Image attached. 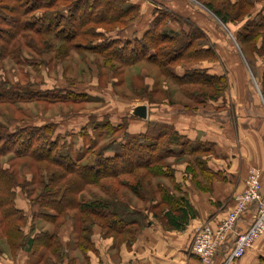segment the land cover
<instances>
[{"label":"trees","instance_id":"16d2710c","mask_svg":"<svg viewBox=\"0 0 264 264\" xmlns=\"http://www.w3.org/2000/svg\"><path fill=\"white\" fill-rule=\"evenodd\" d=\"M202 5L222 25L236 21L249 10L248 3L232 0H203ZM138 11L139 8L127 0H0V63L7 58L20 64L26 62L21 53L23 48L41 55V45L50 48L49 43L54 40L61 45L57 50L60 56L70 50H81L99 56L104 66L152 64L163 76L180 85L211 86L226 81L225 75L209 76L200 70L175 75L173 69L178 62L191 64L206 60L216 62L217 59L210 47L204 50L206 36L191 23L181 21L187 29L186 34L181 32L175 36L164 32L168 22L178 20L167 11L157 13L142 37H116L134 21ZM263 27L264 17L258 21L248 20L238 37L245 39L241 41L261 39ZM66 90L36 89L25 97L21 89L4 82L0 83V106L23 100L79 104L86 97ZM87 123L85 127L88 126L92 133L97 132V136H112L95 155V152L72 154L68 151L69 135L55 134L53 123L13 131H9V125L0 123V221L12 229L8 230V243L14 252L28 246L32 254L43 251L55 255L59 247L55 233L42 231L32 239L33 228L27 234L24 232L28 218L17 209L14 196L15 189L23 188L9 168L1 165V159L10 155L29 159L38 169L50 172L49 182L43 185L40 193V203L35 202L38 211L32 220L55 224L57 220L69 219V211H75L76 217L70 219L76 223L77 237L83 244L89 243L88 231L94 225L101 228L104 236L123 241L136 236L145 219L141 210L131 209L128 195L142 203L159 196L156 204L163 208L160 217L168 228L183 231L193 217L178 186L167 189L159 184L152 187L151 182L153 179L172 182V170L166 163L170 158L176 162L187 160L191 164L188 173L194 176L197 168V174L210 181L215 175L207 170L206 162L201 159L210 153L207 146L190 142L166 123L151 122L144 133L137 135L128 134L124 127L114 126L107 118L101 121L89 118ZM119 135L122 137L117 141ZM88 154H93L92 161L82 163ZM88 191L93 199L86 200L83 196L79 200V196ZM82 243L78 245L83 247Z\"/></svg>","mask_w":264,"mask_h":264},{"label":"crops","instance_id":"0c3cea01","mask_svg":"<svg viewBox=\"0 0 264 264\" xmlns=\"http://www.w3.org/2000/svg\"><path fill=\"white\" fill-rule=\"evenodd\" d=\"M127 1L135 4L139 8V13L135 22L115 35L118 38L142 37L148 31L157 13L162 11H167L178 19L175 22H168L164 31L175 36L180 35L181 32L187 33L181 21L196 26L204 36H206L205 33L209 34V29L205 28L206 24L214 25V22H217L221 25L205 7L198 8L195 4L191 5L189 13H183L177 5L179 0ZM197 15L199 18H195ZM261 17H264L262 6L258 8L256 15L251 16L247 21H258ZM247 21L241 24L237 30L238 33ZM209 47L216 56L213 47L206 45L204 50L206 51ZM249 64L255 65L252 60ZM219 66L216 60L204 66L188 64L174 68L173 72L176 76H181L186 71L200 70L209 76L221 77L224 73ZM261 78L264 80V73ZM69 90L77 95L83 94V91L77 93L71 90L70 86ZM225 97L227 103L217 101L193 111L186 110L180 105L177 107L162 105L165 113L161 115L144 102L130 104L120 113L109 110L97 117L88 115L85 123L81 125H87L89 118H95L98 121L107 118L114 126L122 125L126 120L125 132L137 135L144 133L151 122L166 123L190 142L204 144L210 149L209 159L205 163L207 170L215 175L210 186L202 177L199 178V184L194 186L190 178L183 174L187 164L175 167V185L178 186L179 193L186 197L193 212V217L188 220L183 231L168 228L164 219L153 220L147 221L140 227L132 240L123 241L113 236H104L99 227L93 226L88 233L89 243L83 244L77 237L78 233L72 219L63 220L57 230L53 231L51 223L35 219L32 222V215H25L28 222L24 232H27L28 227L31 226L34 232L30 237L32 239L42 231L49 234L55 233L58 238V253L53 255L38 251L32 254L27 246L17 252L15 257H10V263L4 262L0 256V264H202L191 253L190 246L193 238L201 227L209 226L215 229L225 220L228 212L234 209V198L244 189V181L249 170L256 169L261 173L260 188L264 194V106L256 101L257 94ZM87 98L86 96L83 102H86ZM231 103L232 107H230ZM136 105L147 107L145 121L128 117L129 109ZM50 123L61 126V123L56 120ZM44 124L47 123L41 125ZM18 210L26 214L25 208L23 210L18 208ZM255 211L256 204L253 203L240 214L233 232L226 235L213 256L211 264L225 263L235 238L246 232L254 221ZM78 243H82L83 247H80ZM228 264H264V234L255 241L254 247L241 259Z\"/></svg>","mask_w":264,"mask_h":264},{"label":"rangeland","instance_id":"374dc122","mask_svg":"<svg viewBox=\"0 0 264 264\" xmlns=\"http://www.w3.org/2000/svg\"><path fill=\"white\" fill-rule=\"evenodd\" d=\"M232 1L248 3L249 10L246 14L238 17L236 21L224 25L214 22V25L213 23L212 25L206 24L205 27L209 29V34L205 33V44L215 49L216 59L225 75L226 81L213 83L211 86H201L205 84H198V86L180 85L174 83L170 78L163 76L160 69L152 64L140 62L132 67L104 66L103 60L99 56L89 54L88 52H81V50H70L64 56H60L57 50L61 45L59 42L52 40L49 43L51 44L50 48L49 46L41 45V55L23 48L21 53L26 62L21 64L16 63L11 58L1 61L0 65L3 69H0V83L9 82V86L21 89L23 96L29 94V91L35 92L36 89L42 91L51 89V87H57L69 90L70 86L71 90L77 93L83 91L82 93L88 97L86 102L71 104L66 102L47 103L44 100H23V102H15L8 104V106H0V123L9 125V131H13L15 129H23L25 126L35 127L56 120L58 123H61V126L58 127L55 124V134L61 137L69 135L66 140L71 144L68 147V151H72V154L95 152L93 153L95 155L109 143L112 136L99 137L97 136V132L92 133L88 126H81L85 123L88 115L97 117L104 115L103 113L109 110H116L117 113H120L128 108L130 104L142 102L146 103L150 108L157 110L160 115L161 113H165L162 105L170 107L180 105L186 110L193 111L217 101L227 103L225 96L250 94H257L256 101L261 106H264V80L261 78L264 73V33L261 39L255 37L241 41L245 39H239L237 32L242 23L247 21L251 16L256 15L258 8L261 6L264 8V0ZM202 3L203 0H179L177 5L183 13H189L190 7L192 8L193 4L197 5L198 8H204ZM195 18H199V15ZM136 19L137 17L133 22ZM262 31H264V27ZM205 44L202 45L205 46ZM249 59L254 61L255 65L249 64L247 66V62H250L248 61ZM208 62V60L196 63L192 62L191 65L204 66L208 65ZM186 65L188 64L178 62L174 68ZM218 72L220 73L219 69ZM230 107H232V103ZM128 117L134 119L131 115ZM120 126L125 129L127 121L124 120ZM71 133L75 135L71 136ZM121 137L119 135L117 141H120ZM93 154H88L89 156L82 163H90L93 159ZM201 159L206 162L209 157L206 155ZM167 162L170 164L172 170V182L153 179L151 182L152 187L159 184L166 186L167 189L168 187H174L175 167L181 164H187V167L183 170L184 176L189 177L194 186L199 184L201 176L197 174V168L193 171L194 176L188 173V168L191 164L187 160L176 162L170 158L167 159ZM1 165L9 168L10 172L14 174L16 182L23 188L22 190L15 189L16 207L22 210L25 208L26 214L24 215H32L35 218V213L38 211L37 204L40 203V193L42 192L43 185L49 182L50 172L48 171L47 173L42 171V169H38L35 167L33 161L29 159L14 158L13 155L2 158ZM213 178L215 177L213 176L210 181H206L209 186ZM88 192L82 193V196H79V200L83 196L86 200L93 199L92 194ZM92 192L97 194L95 190H92ZM125 194L128 195L127 192H124ZM128 200L130 206H132L131 209L141 210V216L145 219L144 225L146 221L163 220L160 217V212L163 208L156 204L159 201V196L155 195L153 200L150 202L146 201V203L139 202L131 195H128ZM69 217L75 218L76 212L69 211ZM31 221L34 222L33 220ZM59 222L57 220L55 224H52L53 231L57 230L60 226L61 223ZM74 226L76 229V223H74ZM31 228V226L28 227L25 233H29ZM8 230L12 229L9 225L3 224L0 221V256L4 262L10 263V259L15 257L20 250L14 252L10 248Z\"/></svg>","mask_w":264,"mask_h":264},{"label":"built area","instance_id":"2783aa9c","mask_svg":"<svg viewBox=\"0 0 264 264\" xmlns=\"http://www.w3.org/2000/svg\"><path fill=\"white\" fill-rule=\"evenodd\" d=\"M243 190L234 198V209L227 215L225 221L211 229L203 226L191 243V253L202 264H211L213 256L220 248L226 235L233 232L237 220L250 205L256 204L255 218L246 232L238 235L233 241L232 250L227 254L224 264L241 259L245 253L254 247L255 241L264 234V194L261 192V173L252 169L247 173Z\"/></svg>","mask_w":264,"mask_h":264},{"label":"water","instance_id":"95a60500","mask_svg":"<svg viewBox=\"0 0 264 264\" xmlns=\"http://www.w3.org/2000/svg\"><path fill=\"white\" fill-rule=\"evenodd\" d=\"M129 115L136 120L145 121L147 118V107L144 105H136L129 110Z\"/></svg>","mask_w":264,"mask_h":264}]
</instances>
